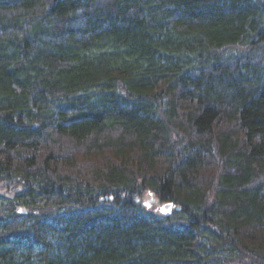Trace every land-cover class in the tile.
<instances>
[{"label":"trees","instance_id":"obj_1","mask_svg":"<svg viewBox=\"0 0 264 264\" xmlns=\"http://www.w3.org/2000/svg\"><path fill=\"white\" fill-rule=\"evenodd\" d=\"M0 264H264V0H0Z\"/></svg>","mask_w":264,"mask_h":264},{"label":"water","instance_id":"obj_2","mask_svg":"<svg viewBox=\"0 0 264 264\" xmlns=\"http://www.w3.org/2000/svg\"><path fill=\"white\" fill-rule=\"evenodd\" d=\"M151 198L149 200H146L143 204L146 208H151L154 203H155V197L153 196V194L151 193L150 194Z\"/></svg>","mask_w":264,"mask_h":264},{"label":"rangeland","instance_id":"obj_3","mask_svg":"<svg viewBox=\"0 0 264 264\" xmlns=\"http://www.w3.org/2000/svg\"><path fill=\"white\" fill-rule=\"evenodd\" d=\"M151 198V196L150 195H147L144 199L145 200H149ZM144 200V201H145ZM157 205H160V204H157ZM164 205L163 206H159V209H158V211H159V213H164V212H166L164 209Z\"/></svg>","mask_w":264,"mask_h":264}]
</instances>
